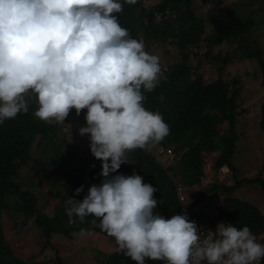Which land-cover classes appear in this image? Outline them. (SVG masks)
Here are the masks:
<instances>
[{"label": "clouds", "instance_id": "1", "mask_svg": "<svg viewBox=\"0 0 264 264\" xmlns=\"http://www.w3.org/2000/svg\"><path fill=\"white\" fill-rule=\"evenodd\" d=\"M122 10L121 0H0V124L27 113L33 98V116L48 123H64L71 109L82 120L87 110L78 131L104 179L82 200L67 199L65 212L70 224L94 217L135 264H258L264 244L247 226L221 222L213 236L201 238L187 214L166 219L153 212L157 189L140 175H110L129 163V152L170 134L162 115L143 106L163 65L144 39L121 27L114 14Z\"/></svg>", "mask_w": 264, "mask_h": 264}, {"label": "trees", "instance_id": "2", "mask_svg": "<svg viewBox=\"0 0 264 264\" xmlns=\"http://www.w3.org/2000/svg\"><path fill=\"white\" fill-rule=\"evenodd\" d=\"M143 1L136 0L135 4L129 5L121 0L123 10L114 15H117L121 27L129 31L131 38L144 39L145 50L150 54L149 49L156 43L172 45L181 54V59L168 66L166 72L161 75L155 89L144 92L143 106L149 111L159 112L162 115L164 122L169 126L170 134L161 142L150 144L146 149L129 152L127 154L129 163L121 164L118 171L110 175H132L133 172L140 175L145 183L157 189L153 198L158 203L153 212L166 219L182 213L197 218H212L213 211L204 213L197 207L206 200L219 199L221 196L225 202L224 214L233 226L238 229L247 226L253 234L263 232L264 215L260 210L251 203L233 196L243 184L258 185L264 192V156L261 169L256 176L241 179L235 177L236 168L233 158L238 139L235 127L237 119L246 111L238 102L239 80L234 78L225 81L219 76L212 82H205L203 75L198 72V66L189 63L186 49L203 42L204 57L210 63L217 65L218 75L230 64L234 54L231 52L214 54L213 48L228 44L237 45L243 50L241 59L254 62L261 79L263 100L260 105L259 128L264 132V50L256 37V31L264 33V17L258 18L256 12L260 11L255 12L254 7L248 5L247 0L239 1L249 7L245 15L231 6L214 5L220 0H202L203 3L211 2L214 6L206 16L200 17L194 14L195 0H160L153 6L147 0L145 3ZM207 26L211 27L209 33L206 32ZM37 107L33 98L29 102L27 113H20L14 119L5 120L0 124V211L12 210L13 213H20L22 225L33 218V223L41 230L44 237L40 253L52 248L54 257L45 260L39 255L38 261H35L36 254L29 257V260L16 258L3 236L0 222V264H64L52 240L59 236L73 241L81 229L93 234L99 233L115 243L114 238L101 231L98 227L99 221L92 216L85 217L83 223L73 217L76 223H69V217L65 212V201L70 197L82 200L91 185H99L102 182L104 178L100 176L101 162L93 157L91 152L82 158L76 143L64 147L62 142L57 141L55 135L62 123L38 120L33 116ZM74 115H76L75 109H71L65 121ZM83 122L84 119L80 124ZM224 124L228 128L221 131V126ZM37 138L40 140L38 145L42 147L43 152L42 156L34 158L32 145ZM160 145L172 147L176 157V160L166 167L154 150ZM215 151L218 152V156L214 160L213 169L218 170L219 167L227 165L234 177L233 184L223 185L224 182L214 178L209 186L201 188L196 198L187 206L181 205L176 198L175 182L180 181L190 188L200 185L203 174L202 153ZM30 162L40 169L49 166V177H47L49 179L54 177L55 183L58 184L57 193L50 190L51 196L58 200L51 216L39 212L35 194L23 190L22 185L16 181L22 168L28 169V173L36 172L37 169L30 166ZM75 162H77L75 172L66 169ZM29 176L30 179L35 178L32 174ZM38 177L42 180L46 176ZM81 185L83 190L77 195L75 190ZM113 250L107 264H135L130 258L117 251L116 244ZM145 264H165V262L146 259Z\"/></svg>", "mask_w": 264, "mask_h": 264}, {"label": "rangeland", "instance_id": "3", "mask_svg": "<svg viewBox=\"0 0 264 264\" xmlns=\"http://www.w3.org/2000/svg\"><path fill=\"white\" fill-rule=\"evenodd\" d=\"M147 1L152 6L160 2V0ZM239 1L240 0H220L218 4L214 5L231 6L240 14L245 15L249 10L248 5L251 4L254 7L255 12L260 11L256 12L258 18L264 17V0H247L249 1L248 5L240 3ZM214 5L211 2L203 3L202 0H195L193 4L194 14L199 17L206 16L207 12L213 8ZM156 20L158 21L159 18ZM209 27H206V32L208 33L211 32V27ZM256 37L257 41L259 40V45L262 46L264 50V33H258L256 31ZM149 51L151 54L159 57L160 64H164L166 69L168 66L181 59V54L178 53V50H176L174 46L167 43L163 45L158 43L152 44V48L149 49ZM186 51L189 55V63L193 66H198V72L203 75L205 82H212L219 76L225 81H231L234 78L239 80L238 87L240 89V97L238 102L246 111L237 119L235 127L238 139L236 142V152L234 154L233 164L236 168L235 177L237 179L253 178L260 171L264 156V132L259 128L260 105L263 100V90L261 88V79L257 73L256 64L254 62H248L245 59H241L243 58V50H240L237 45L229 46L228 44H223L219 47H214L213 53L216 54L220 52L225 54L227 52H231L234 54V58L231 59L232 61L229 65H227V67H225L223 72L218 75L217 65L210 63L209 60L204 57L205 45L203 42L188 47ZM80 118L81 112L79 115H74L72 123H69L68 125L65 124L67 129L60 128L56 133V140L65 145H71L73 140L71 139L72 131L70 128L75 126L76 122L78 123ZM227 128L228 126L224 124L221 126L220 130L224 131ZM72 136L77 142L79 140L76 139L77 137L80 136L84 139L86 134L83 136L79 134L78 136L76 132H74ZM39 141L40 140L37 138L32 145V150L34 151L33 153L35 156L34 158H38L40 155L42 156L43 149L38 145ZM78 149L81 152V157H86L90 154V148L87 147L86 143L78 144ZM202 156V168L205 169L204 164L206 165V163L209 164L208 166L211 165V180H214L217 170L213 169V164L215 158L218 156V152H205L202 153ZM174 160H176V157L173 161ZM163 162L165 167L172 163V161L166 159ZM29 165L34 169L38 168V166L32 162H30ZM76 165L77 162L71 165L72 167L75 166L74 170H76ZM27 170L28 169L26 168H22L16 181L22 185L23 190H29L35 194L38 199L37 210L47 216H51L53 214L55 203H57L58 200L51 196L50 190H58V184L55 183L54 177L51 178L53 182L52 184H54L53 186L48 183V180H45L44 177L42 180L39 177L30 179L29 174L31 175V173H28ZM233 182L234 177L233 174H231L222 184L230 186ZM205 187L206 186H204V188ZM200 190L201 189L196 187L192 188L190 199L184 206H187V204L193 201ZM233 196L239 200L247 201L252 205L254 204L264 215V192L258 185L243 184L237 191H235ZM219 199H222V197L220 196ZM7 200L11 199L7 198ZM217 200V198L210 201L206 200L202 202L197 209H200L204 213H211V211L214 210V202ZM21 221L22 216L20 213H13L12 210L0 211V222L3 230V236L15 257L29 260V257L36 254L37 258L35 261L39 260V255L43 256L45 260L53 258L54 256H50V253L46 254V251L52 252V248L47 249L44 253H40L44 237L41 230H39V228H37L33 223V218L28 219L25 225H22ZM89 233L90 235L86 236H81L78 233L75 235V239L73 241H68L67 239L59 236L53 238L52 243L54 247H57L59 256L64 261V264H107V261L110 258L109 256L114 251V241L104 238L103 235L99 233Z\"/></svg>", "mask_w": 264, "mask_h": 264}, {"label": "built area", "instance_id": "4", "mask_svg": "<svg viewBox=\"0 0 264 264\" xmlns=\"http://www.w3.org/2000/svg\"><path fill=\"white\" fill-rule=\"evenodd\" d=\"M145 3V0L143 1ZM147 8H150V6H147ZM139 40H142V38H139ZM144 42V41H143ZM162 69V74L166 70V67L161 66ZM86 109L84 111L83 119L85 120V114H86ZM83 126H86V121L83 122ZM155 153L157 157L159 158L160 161L169 160L173 161L175 158V154L173 152V149L170 147H164V146H156L154 148ZM209 164L206 163L204 164L205 169H203V174L201 176V183L198 186H195L196 188L201 189L202 187L212 183L213 180H211V165L208 166ZM231 175L230 169L227 167V171H225V165L221 166L218 168L216 171L215 178L219 182H225L226 179ZM175 193H176V198L177 201L181 205H185L188 203L190 199V194L192 193V188L184 186L180 182H175ZM214 217L212 218H197L194 216H188V219L190 221H194L196 225L198 226V231L200 232L201 238H205L208 236H213L215 234V227L218 223L224 222V223H230L232 224L228 218L226 217L225 213V202L223 199H218L217 201L214 202ZM256 238L257 241L264 244V231L260 232L258 234H253ZM258 264H264V258H262Z\"/></svg>", "mask_w": 264, "mask_h": 264}, {"label": "crops", "instance_id": "5", "mask_svg": "<svg viewBox=\"0 0 264 264\" xmlns=\"http://www.w3.org/2000/svg\"><path fill=\"white\" fill-rule=\"evenodd\" d=\"M74 117H72V118H69L68 120H66V121H64V123H62L61 124V127L60 128H62V129H67V127H66V125H68L69 123H72V119H73ZM80 121L81 120H79L78 121V123L76 122V125L75 126H72V128H70L71 129V131H72V134H74V132H76V134L79 136V128L81 127V124H80ZM66 124V125H65ZM70 132V131H69ZM70 134H71V132H70ZM72 134H71V139L73 140L72 142L73 143H76L75 145L77 146V148H78V144H80V143H86L87 144V147H89V143H90V141H89V139L86 137V136H84V139H83V137L81 138L80 136L79 137H77L76 139L78 140L77 142L75 141V138L72 136ZM73 143H71V144H73ZM67 145H65L64 144V147H66ZM65 149V148H64ZM79 150V149H78ZM79 153L81 154V152L79 151ZM82 158H84V157H82ZM45 169H40V167L38 166V168H37V170H36V172H32L31 171V174L34 176V177H38V176H46L45 177V180L47 179L48 180V183H50V184H52L53 182H52V180L51 179H49L48 177H49V171H50V167L49 166H47V167H44ZM66 169H70L69 171H71V172H75L76 170H74L75 169V166H68ZM34 170V171H35ZM48 176V177H47ZM56 193H57V190H56ZM55 198V197H54ZM56 199V198H55ZM254 205V204H253ZM255 206V205H254ZM256 207V206H255ZM261 212V211H260ZM93 239H96V238H93ZM68 241H70V240H68ZM114 246H115V244H114ZM59 252V251H58ZM48 253H50L49 255L51 256V255H54V252H47L46 251V254H48Z\"/></svg>", "mask_w": 264, "mask_h": 264}]
</instances>
